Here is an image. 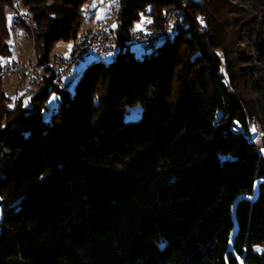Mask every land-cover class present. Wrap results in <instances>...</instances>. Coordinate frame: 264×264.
I'll return each instance as SVG.
<instances>
[{
    "label": "trees",
    "instance_id": "obj_1",
    "mask_svg": "<svg viewBox=\"0 0 264 264\" xmlns=\"http://www.w3.org/2000/svg\"><path fill=\"white\" fill-rule=\"evenodd\" d=\"M87 1L23 0L44 63L38 88L2 110L0 264H264V148L241 136L247 119L264 127V67L251 64L264 66V0H248L262 19L238 40L254 35L239 68L204 0H120L119 43L169 11L170 38L91 61L63 90L47 58ZM12 10L0 0V71L21 23Z\"/></svg>",
    "mask_w": 264,
    "mask_h": 264
},
{
    "label": "rangeland",
    "instance_id": "obj_2",
    "mask_svg": "<svg viewBox=\"0 0 264 264\" xmlns=\"http://www.w3.org/2000/svg\"><path fill=\"white\" fill-rule=\"evenodd\" d=\"M13 1V0H12ZM119 1L120 0H88L83 8V21L81 22L79 26V30L76 33V35L70 40V41H60L58 42L51 52L48 55L47 61L51 60L55 55H63L68 56L70 51L71 42L74 41L75 37L84 36L89 31L94 30L96 28L97 21L107 24L108 28H114L113 25H116L117 22V13L119 9ZM23 9L25 8L23 0H21ZM205 5L207 8L210 9H216L218 14L224 18V22L227 24V27L229 29L230 34L232 37L230 38V45L232 48V52L235 55V61L236 66L239 68L241 66V63L238 62L239 53L241 51L244 52H251L254 53L252 49V43L254 41V35H252L250 40L246 37L244 43H239L238 40L240 36H243L246 32L250 31V28H253V30H257L259 28V21L262 19V12L259 6L254 4L253 2H250L248 0H204ZM14 8V4H13ZM6 11V9H5ZM13 10L9 12V15H11ZM209 12V10H208ZM30 13V19L25 22H21V27L26 28V37H24L20 43L18 44V52L21 59V67L18 68L17 71H15V74H11L9 76L3 77L1 75L0 71V121L2 120V110L3 107L6 106L9 107H15L17 105V96L19 94H15L16 97L13 100H7L4 96V92L8 91L9 89H17L20 94H25V97L27 98L34 90L38 88L39 85H36L35 87H32L28 80L26 79V70H28L29 65H34L37 67V71H39V75L42 77V61L39 60V42L37 40V34L34 30V26L32 25L31 20V12ZM14 15V12H13ZM152 22L154 23L150 18L142 16V18L135 23V29L142 28L147 23ZM165 23L170 24V31L173 29L174 25V17L172 16L171 11L166 12L164 15V20L162 21V24ZM161 24V25H162ZM139 25V27H137ZM153 25H156L155 23ZM132 30V31H133ZM28 31V32H27ZM170 35V32H169ZM131 50L135 53L137 57H141L143 54L147 53L145 50H143L140 47H132ZM34 54V55H33ZM6 56H9L7 53ZM114 55H109L105 57V61H110ZM94 57H85V59L78 62L77 65L74 67V71L77 75L81 74L82 70L93 60ZM5 59V58H4ZM12 59V57H11ZM37 60V61H36ZM35 64H33V63ZM48 63V62H47ZM46 63V65H48ZM253 66H257V68L261 65L255 56L253 57V61L251 63ZM23 70V71H22ZM18 73V74H17ZM16 75V76H15ZM6 78V80H5ZM77 78V77H76ZM18 81V82H17ZM75 82V81H74ZM74 82L70 85L69 90L72 89ZM26 83V84H24ZM40 84V83H39ZM249 96H254L255 94L250 92L248 93ZM56 104V95L52 94V96L49 98L47 102V107H52ZM141 115V107L139 105H135L133 107L128 108L126 114H125V121H131L136 120ZM250 123V127L246 126L247 132H249L250 139L253 138L254 144L255 141L262 137L263 139V146H264V136H261L262 132H264L263 124L256 118L248 119ZM251 130H249V129ZM253 128H255V131H253ZM245 130V129H242ZM251 131V132H250ZM0 218H1V210H0Z\"/></svg>",
    "mask_w": 264,
    "mask_h": 264
},
{
    "label": "built area",
    "instance_id": "obj_3",
    "mask_svg": "<svg viewBox=\"0 0 264 264\" xmlns=\"http://www.w3.org/2000/svg\"><path fill=\"white\" fill-rule=\"evenodd\" d=\"M18 2L20 3V0H18ZM21 6L23 7L22 4ZM26 16H30V13L26 12ZM169 29L170 24L167 25V23H165L164 25L157 26L150 22L142 28L133 30L129 39L123 44H130V48L148 47L150 41L153 39H165L167 33L170 31ZM23 38L24 35H22L14 25L11 30V44L18 48V44ZM123 44L119 43L112 37V33L107 24L97 22L94 30L89 31L84 36L74 38V41L71 42L68 56L58 54L56 61H49L54 84L60 89H66L68 73L75 61L85 59V57H90L92 55L105 56L121 53L123 52ZM37 70L36 66L31 65V73L28 75V83L32 87H35L36 73H39ZM6 73L9 72L6 70ZM10 94H20V92H18L17 89H10ZM246 126L250 127L248 119L246 121ZM261 136H264V132H262ZM257 140L259 143L260 139Z\"/></svg>",
    "mask_w": 264,
    "mask_h": 264
},
{
    "label": "bare ground",
    "instance_id": "obj_4",
    "mask_svg": "<svg viewBox=\"0 0 264 264\" xmlns=\"http://www.w3.org/2000/svg\"><path fill=\"white\" fill-rule=\"evenodd\" d=\"M13 4H14V8H13V12H14V15H16L17 19L19 21H28L30 19V16H26V11L23 9V7L21 6L22 2L20 0V3L18 2V0H13ZM22 22V23H23ZM152 23V22H151ZM21 23H18V24H15V26L17 27V29L22 33V35H24V37H26V28L24 30L23 27H21L22 25H20ZM154 24V23H153ZM28 32V31H27ZM170 32V31H169ZM169 32L167 33L166 35V38L165 39H169L170 38V35H169ZM112 37L114 38V36L112 35ZM164 40V39H153L152 41H150V44L148 45V47H140L142 48L143 50L145 51H152L154 49H156L158 47V45L160 44V42ZM10 47H11V53L13 55V58L11 60V62L9 63H5L3 64L2 68H1V75H3V77H6V76H9L10 74H15L14 72L18 70L19 67H21V59H20V56H19V52H18V48L16 46H13L10 42ZM127 47L130 48V44H123V50H125ZM34 55V54H33ZM109 55H105V56H99V55H92L90 57H94L92 62L93 61H98V60H101V59H104L105 57H107ZM57 59V55H55L51 60L49 61H56ZM81 60L83 59H80L78 61H75L70 70H69V73H68V77H67V87L66 89L70 88V85L72 84V82H74L76 80V77H77V74L76 72L74 71V67L75 65L78 64V62H80ZM37 61V60H36ZM48 61V65L50 66V62ZM33 63V62H32ZM35 64V63H33ZM36 65V64H35ZM22 68V67H21ZM6 70L9 72V73H6ZM23 71V70H22ZM31 73V65H29V68L28 70H26V79L28 80V75ZM18 74V73H17ZM16 76V75H15ZM6 80V78H5ZM41 81V76L36 73V77H35V86L36 85H39ZM18 82V81H17ZM26 84V83H24ZM37 87V86H36ZM66 89H63V90H66ZM4 96L7 100H13V97L16 95L14 94H10V89L6 92H4ZM240 129L239 126H235V127H232V130L233 132L234 131H238ZM249 129V128H248ZM251 130V129H249ZM247 128L244 130V132L241 133V136L244 140H246L248 143H251L253 144L254 146L257 147V149L259 150V152H262L263 151V139L262 137L258 138L260 139V142L258 143V140L255 141L256 144H254L253 142V138L250 139V136H249V132H247ZM251 132V131H250Z\"/></svg>",
    "mask_w": 264,
    "mask_h": 264
},
{
    "label": "snow or ice",
    "instance_id": "obj_5",
    "mask_svg": "<svg viewBox=\"0 0 264 264\" xmlns=\"http://www.w3.org/2000/svg\"><path fill=\"white\" fill-rule=\"evenodd\" d=\"M113 27H115V25H113ZM137 27H139V25H137ZM4 61L2 60V58H0V63H3ZM13 99H15V97H13ZM27 99L25 100V104H27ZM11 107V105L9 106ZM253 131H255V128H253ZM257 250H260L259 248Z\"/></svg>",
    "mask_w": 264,
    "mask_h": 264
},
{
    "label": "crops",
    "instance_id": "obj_6",
    "mask_svg": "<svg viewBox=\"0 0 264 264\" xmlns=\"http://www.w3.org/2000/svg\"><path fill=\"white\" fill-rule=\"evenodd\" d=\"M98 22V21H97ZM100 22V21H99Z\"/></svg>",
    "mask_w": 264,
    "mask_h": 264
}]
</instances>
